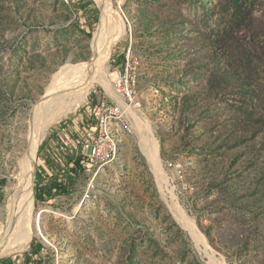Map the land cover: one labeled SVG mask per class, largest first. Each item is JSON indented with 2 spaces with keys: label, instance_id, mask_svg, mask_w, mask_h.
Masks as SVG:
<instances>
[{
  "label": "rangeland",
  "instance_id": "374dc122",
  "mask_svg": "<svg viewBox=\"0 0 264 264\" xmlns=\"http://www.w3.org/2000/svg\"><path fill=\"white\" fill-rule=\"evenodd\" d=\"M109 1L126 29L107 61L111 91L94 83L49 127L35 158V194L66 179L96 122L90 109H121L120 153L102 169L84 161L70 194L35 195L40 228L0 260L210 264L213 251L221 264H264V0ZM101 11L97 0H0L1 237L37 104L68 62L92 59ZM128 77L136 81L133 101L121 92ZM141 132L157 139L160 175ZM172 202L195 221L208 250Z\"/></svg>",
  "mask_w": 264,
  "mask_h": 264
},
{
  "label": "bare ground",
  "instance_id": "6f19581e",
  "mask_svg": "<svg viewBox=\"0 0 264 264\" xmlns=\"http://www.w3.org/2000/svg\"><path fill=\"white\" fill-rule=\"evenodd\" d=\"M97 1L101 5L102 11L92 40V59L89 62L76 64L68 62L59 73L55 74L53 83L48 87L47 97L37 104V118L30 131L25 151L16 157L15 167H13L8 185V189L11 191L7 206L9 219L3 230L4 233L1 232L3 235L0 236V254L18 252L29 242L30 237L35 234L40 225L39 213L36 212L34 188L35 158L39 143L49 127L54 122L71 114L81 105L89 95L94 83H99L111 91L107 61L116 42L125 36L126 29L119 11L114 9L109 0ZM118 118L119 116L101 117L100 131L108 132V138L113 142V145L108 156V163L96 165L98 169L111 165L120 153V141L115 125ZM140 135L141 148L160 175L162 170L158 162L157 139L155 140L150 134L144 132H141ZM170 208L180 224L192 232L194 240L205 245L208 250L209 244L202 233L197 230L193 223L194 220H191L177 202H172ZM208 254L210 255V264L224 262L223 258L217 257L213 251Z\"/></svg>",
  "mask_w": 264,
  "mask_h": 264
},
{
  "label": "built area",
  "instance_id": "2783aa9c",
  "mask_svg": "<svg viewBox=\"0 0 264 264\" xmlns=\"http://www.w3.org/2000/svg\"><path fill=\"white\" fill-rule=\"evenodd\" d=\"M130 57L127 56V70L130 67ZM122 87L121 92L129 101L134 100V91L136 88L135 78H126V80H121ZM90 112L94 116L96 122L93 124L91 131L88 133V139L81 143V149L78 155L82 157L83 162L91 163L92 166L102 165L108 163V156L110 154L113 142L108 138V132L100 131V120L101 117L109 116H121L123 117L121 109L116 106H103L98 109H90Z\"/></svg>",
  "mask_w": 264,
  "mask_h": 264
},
{
  "label": "trees",
  "instance_id": "16d2710c",
  "mask_svg": "<svg viewBox=\"0 0 264 264\" xmlns=\"http://www.w3.org/2000/svg\"><path fill=\"white\" fill-rule=\"evenodd\" d=\"M70 163L72 164L71 168L67 171V176L65 180H62L59 182L58 179L54 180L50 185L45 186L40 191L36 190V199L40 201H47L52 199L55 196L59 195H67L71 193V186L74 183L75 176L77 175L78 170L83 169V160L80 155H77L76 157H72L70 159ZM5 183L4 180L0 181V189ZM40 247H42V244L39 240H36V242ZM41 250V249H40ZM40 250H36V253H38ZM0 264H16L12 259H3L0 260Z\"/></svg>",
  "mask_w": 264,
  "mask_h": 264
}]
</instances>
